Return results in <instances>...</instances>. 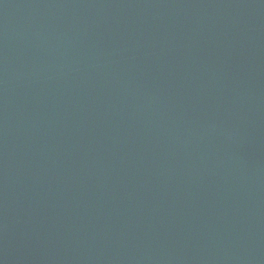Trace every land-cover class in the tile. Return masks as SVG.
<instances>
[{
	"label": "water",
	"instance_id": "water-1",
	"mask_svg": "<svg viewBox=\"0 0 264 264\" xmlns=\"http://www.w3.org/2000/svg\"><path fill=\"white\" fill-rule=\"evenodd\" d=\"M0 264H264V0H0Z\"/></svg>",
	"mask_w": 264,
	"mask_h": 264
}]
</instances>
